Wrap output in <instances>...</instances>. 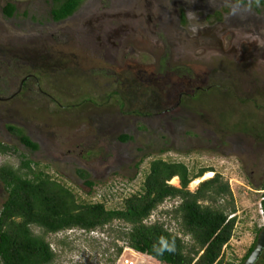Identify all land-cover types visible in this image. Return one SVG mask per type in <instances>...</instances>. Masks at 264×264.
I'll return each instance as SVG.
<instances>
[{
  "label": "rangeland",
  "instance_id": "374dc122",
  "mask_svg": "<svg viewBox=\"0 0 264 264\" xmlns=\"http://www.w3.org/2000/svg\"><path fill=\"white\" fill-rule=\"evenodd\" d=\"M54 1L0 0V143L14 149L12 154L0 156V166L8 164L17 169L22 160H28L34 170L44 171L71 189L79 201L103 202L106 208L113 209L122 199L139 191L148 163L154 159L181 162L194 171L211 167L207 132L214 130L219 119L231 128L240 124L259 130L258 118L241 123L247 120L245 113L253 108L252 103L264 105L262 63L175 60L169 66L174 75L181 69L202 73L206 80L202 84L197 81L200 91L193 93L195 81H176L174 75L170 79L158 75L161 68L156 59L163 58L154 49L151 31L164 38L173 35L178 29L176 13L181 10L190 19L181 20V32L189 25L202 27L213 23L210 15L214 12L220 14L226 26L243 24L264 29V0H134L144 7V25L150 26L138 49L133 48L135 33L130 27L138 14V7L132 4L135 2L126 7L123 4L130 0H83L71 17L53 24L50 11ZM7 3L16 9L11 19L2 15V7ZM149 4L151 11L145 8ZM160 9L165 15L158 23ZM95 13L102 14L93 22L95 32H86L82 25L88 24L90 17L94 19ZM122 15H127L122 23L129 26L119 28L121 22L117 19ZM117 27L120 30L113 34L111 43L100 47L97 39H104V33L115 32ZM117 36L122 44L116 51ZM25 77L28 79L19 89ZM205 82L212 86L211 90L202 87ZM180 83H184L185 91H181ZM178 101L179 108L171 107ZM242 103L247 106L240 107ZM257 115L261 116L259 112ZM7 126L21 129L38 145V150L24 148ZM123 135L130 139L121 140ZM231 162L228 173L223 174L231 185L236 225L223 257L243 264V258L255 247L264 229V196L252 192L256 188L234 170ZM77 170L88 174L94 185L91 189L78 178ZM206 175L196 179V186L191 182L189 191L212 179ZM168 184L178 187V179ZM6 198L7 192L0 183V207ZM176 204L166 200L147 223L165 221L166 227L177 234L176 223L164 214ZM35 232L40 234L38 229ZM47 240L59 251L60 264H106L108 256H101L99 251L106 247L107 239L99 232L72 230L49 235ZM183 240L187 242L188 237ZM56 241H65L66 245H57ZM124 260L158 264L127 248L115 264Z\"/></svg>",
  "mask_w": 264,
  "mask_h": 264
},
{
  "label": "trees",
  "instance_id": "16d2710c",
  "mask_svg": "<svg viewBox=\"0 0 264 264\" xmlns=\"http://www.w3.org/2000/svg\"><path fill=\"white\" fill-rule=\"evenodd\" d=\"M82 1L55 0L50 19L55 22L67 19ZM15 12L13 4L2 7L6 19L13 18ZM217 17L220 19L219 13ZM7 130L27 150H38V145L21 129L7 126ZM129 139L123 135L121 140ZM13 152L12 147L0 143V156ZM31 165L30 161L22 160L17 169L8 164L0 166V183L7 192L0 207V264H60V253L47 237L72 230L105 236L106 247L99 253L108 256L106 264H115L124 248L158 264H234L223 257L236 225L228 186L212 178L201 182L193 192L188 189L207 169L194 171L181 162L154 159L148 163L139 191L122 199L117 208L108 209L103 202L79 201L71 189ZM76 173L87 188L94 186L84 170ZM173 178L178 179V187L168 184ZM166 200L177 202L171 211L164 213L176 223L177 234L166 227L165 221L147 223ZM261 209L264 214V200ZM114 222L118 225L114 226ZM37 229L40 234L35 232ZM183 237H188V241ZM56 243L66 245L65 241ZM253 249L254 246L242 263ZM262 262L264 251L258 264Z\"/></svg>",
  "mask_w": 264,
  "mask_h": 264
},
{
  "label": "flooded vegetation",
  "instance_id": "af4514ba",
  "mask_svg": "<svg viewBox=\"0 0 264 264\" xmlns=\"http://www.w3.org/2000/svg\"><path fill=\"white\" fill-rule=\"evenodd\" d=\"M132 2L135 1H126L123 5L127 7ZM132 4H134L135 7H138V14L134 17V22L130 23L132 32L135 33L133 48L138 49L144 42V31H147L150 26L148 23L147 26L144 25L145 18H143L144 13L142 12L144 7L141 6V3L135 2ZM120 6H122V4ZM145 8L146 10L151 11L150 4L145 6ZM193 9L194 7L191 8V10ZM164 15L165 13H163L160 9L158 11L156 21L160 23ZM94 16H96L94 19L92 17L89 18L90 21H87L88 24L82 25L86 32H95V29L92 27L93 22L98 20L102 14L95 13ZM176 16L178 17V26L176 24L178 29L174 31L173 35H167L166 38H164L160 33L151 31L153 41L155 43L154 49H157L159 52V58H163L160 60L156 59L158 67L161 68L158 70V75H164L165 78L170 79L171 76L174 75V69L169 66L172 64V62H175V60L184 58L188 60L201 59L206 63L211 61H221V64H224V61L231 60L233 63L240 65L257 63H262L264 65V29L262 26L251 27L249 25L244 26L243 24L240 26L233 24L226 26L221 22L220 19H218L217 12H214L210 15V19L212 18L211 20L213 23L202 27L189 25L186 27V31L181 32V30L184 28L182 26L183 24H181V20L186 22V20L189 18L187 13L182 10L177 12ZM126 18L127 15H122L121 19H117V21L121 22L119 28L129 26L122 23V21H124ZM204 18H206V16ZM50 21L53 24L62 22H55L51 19ZM163 25L164 22L162 25L160 24V28L163 27ZM119 28L117 27L115 30H113L115 32H112L108 29L109 33H104L101 37L104 39L100 40L99 37L97 39L99 40V46L104 47L106 44L111 43L110 39L115 38L113 34L120 30ZM179 29L181 30L179 31ZM122 35H124V33ZM115 41L117 42V51L122 44V39L118 37V39H115ZM153 54L154 52L152 51V55ZM253 57L255 59H253ZM177 71H179L178 73L180 74L177 73L174 75L173 79H176V81H184L188 79L195 81L196 88L194 87L191 89V92L193 93L200 91V88L197 87V81H200L199 83L201 84L206 81L203 77H201L202 73L195 74L194 72L190 73L188 71L182 72L181 69H177ZM184 75H186V77ZM27 79L28 77H25L21 80L19 89L24 86L25 80ZM183 84L184 83L179 84L181 91H185ZM204 84L205 85L202 87H205L206 90H211L210 87L212 88V86L207 85L206 82ZM251 105L253 108L245 113L247 120H244V122L241 124L254 121L255 117L259 119V130L255 129L254 127H249L246 129L240 124H237L231 128L230 126L224 125L223 119L216 121L217 125L214 130L211 131V133L207 132L210 134V140L208 143L210 144V153H212V165L211 167L200 168L207 169L201 177H203L205 174H211L212 178L221 180L228 186L229 189V186L231 185L223 173H228L230 168L229 166L232 164L231 161H233L234 166L236 167L234 170L240 171L249 184L256 188L252 192L264 196V105H258L257 103H252ZM180 106L181 105L178 101V103L172 105L171 107L179 108ZM246 106L247 105L245 103L240 104V107L244 108ZM240 112V114H242L241 117L244 116L243 112ZM258 112L261 114V116L257 115Z\"/></svg>",
  "mask_w": 264,
  "mask_h": 264
},
{
  "label": "water",
  "instance_id": "95a60500",
  "mask_svg": "<svg viewBox=\"0 0 264 264\" xmlns=\"http://www.w3.org/2000/svg\"><path fill=\"white\" fill-rule=\"evenodd\" d=\"M264 251V229L257 239L256 245L243 264H255Z\"/></svg>",
  "mask_w": 264,
  "mask_h": 264
},
{
  "label": "bare ground",
  "instance_id": "6f19581e",
  "mask_svg": "<svg viewBox=\"0 0 264 264\" xmlns=\"http://www.w3.org/2000/svg\"><path fill=\"white\" fill-rule=\"evenodd\" d=\"M210 176H211V174L206 175L207 178H209ZM174 182H175V178L172 179V183H174ZM196 184H197V181L196 180L191 183L192 186H196Z\"/></svg>",
  "mask_w": 264,
  "mask_h": 264
},
{
  "label": "built area",
  "instance_id": "2783aa9c",
  "mask_svg": "<svg viewBox=\"0 0 264 264\" xmlns=\"http://www.w3.org/2000/svg\"><path fill=\"white\" fill-rule=\"evenodd\" d=\"M121 264H134V263L131 261H128V260H124L123 263H121Z\"/></svg>",
  "mask_w": 264,
  "mask_h": 264
},
{
  "label": "clouds",
  "instance_id": "9594fccd",
  "mask_svg": "<svg viewBox=\"0 0 264 264\" xmlns=\"http://www.w3.org/2000/svg\"><path fill=\"white\" fill-rule=\"evenodd\" d=\"M169 250H171V249H169Z\"/></svg>",
  "mask_w": 264,
  "mask_h": 264
}]
</instances>
